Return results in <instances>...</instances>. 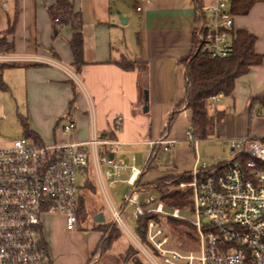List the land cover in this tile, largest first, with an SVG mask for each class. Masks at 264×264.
<instances>
[{
  "label": "crops",
  "instance_id": "obj_1",
  "mask_svg": "<svg viewBox=\"0 0 264 264\" xmlns=\"http://www.w3.org/2000/svg\"><path fill=\"white\" fill-rule=\"evenodd\" d=\"M149 1L150 5L139 14L134 0H69L83 18L86 65L76 75L70 49L73 30L56 25L50 14L57 0H0V34L13 28L7 55L18 64L0 74V82L6 87L5 91L0 87V92L18 96L23 107L19 112L26 116L37 139L31 140L51 146L83 144L96 136L122 144L116 154L127 171L113 190L120 185L129 188L130 168L134 166L143 172L142 197L150 193L145 185L165 177L191 175L206 166L202 161L206 147L219 148L220 141L231 145L239 139H264V107L260 104L264 100V60L237 80L232 96L211 103L212 115L219 111L225 114L223 139L199 142L195 150L187 137L193 124L189 109L177 115L168 131L170 118L186 97L187 76L182 60L193 52L197 27L217 0ZM234 27L237 33L248 32L256 37L255 52L264 58V2L246 16L236 15ZM123 56L138 67L146 65L147 91H141L137 70L125 72L117 65ZM2 109L0 103V115ZM118 119L122 122L120 129L115 124ZM70 121L77 129L65 134L64 127ZM161 140L172 144L169 152L159 151L174 154L172 163L165 167L170 171H147L153 158L150 144ZM158 158L159 154L155 164ZM99 237L102 240L103 234Z\"/></svg>",
  "mask_w": 264,
  "mask_h": 264
},
{
  "label": "built area",
  "instance_id": "obj_2",
  "mask_svg": "<svg viewBox=\"0 0 264 264\" xmlns=\"http://www.w3.org/2000/svg\"><path fill=\"white\" fill-rule=\"evenodd\" d=\"M134 2L139 14L150 5L149 0ZM232 5L233 0H217L197 27L198 43L211 60L226 59L233 52L237 31ZM55 24L61 22L56 20ZM15 62L7 54L0 55V68ZM219 101L220 97L212 100ZM121 123L120 119L115 122L117 129L122 127ZM76 129L77 125L70 121L64 132ZM187 137L197 150L198 142L191 130ZM150 146L152 157H156L159 151L169 152L172 144L161 140ZM230 147L234 160L225 168L210 172L202 165L191 174L190 185H181V189L192 191V221L184 217L182 210L167 209L159 199L143 200L144 192L138 186L143 172L134 166L130 168L127 184L132 190L124 200L126 207L132 206V220L152 216L163 221L148 223L150 247L146 248L127 229L122 213L110 204L112 215L150 264H264V144L239 139ZM122 148L116 141L94 136L83 144L51 146L22 137L0 149V264H53L44 232L45 218L61 216L65 219V231L69 235L76 233L78 175L93 164L103 188H115L127 171L116 154ZM238 157L248 160L235 161ZM167 219L188 224L198 239L196 251L187 254L169 248Z\"/></svg>",
  "mask_w": 264,
  "mask_h": 264
},
{
  "label": "trees",
  "instance_id": "obj_3",
  "mask_svg": "<svg viewBox=\"0 0 264 264\" xmlns=\"http://www.w3.org/2000/svg\"><path fill=\"white\" fill-rule=\"evenodd\" d=\"M264 2V0H233L232 12L239 16H246L250 10L256 5ZM57 5L50 10L52 19L59 20L61 25L70 26L73 30V39L70 43V49L73 55V69L76 75L81 72V69L86 65L84 61V36L83 18L81 13H76L73 4L69 0H57ZM13 32V28L9 29L4 34H0V55H6L11 49L8 38ZM256 37L250 35L248 32H238L237 40L231 56L226 59L211 60L207 54H204L201 45L197 40V31L194 37L193 52L182 60V65L186 69L187 83H186V97L178 106L169 120L168 131L174 125V121L179 113L183 110H191L193 114L192 124V137L195 142L205 143L211 138L217 137L218 139L224 138L226 120L223 111L213 114V106H211L214 98H229L234 93V88L237 80L248 75L253 67L261 66L264 58L258 56L255 52ZM117 65L123 70L134 72L137 70L139 85L141 91H147L148 85V69L146 65H141L130 61L127 57H121L120 61L116 62ZM14 68V66H1L0 74L6 69ZM1 90L5 91L6 87L0 84ZM264 107V100L260 102ZM21 127H23L25 137L37 141L34 133L28 127L27 120L22 117ZM264 144V139L258 141ZM155 157H153L149 164L147 171L156 170L154 166ZM248 159L245 157H238L235 161L245 162ZM191 175L170 176L160 179L152 185H145L144 189L148 192L156 191L159 194V201L169 210H186L190 208L193 203L192 191L188 189H181V185L188 183ZM143 177V176H142ZM141 179L138 182L140 188ZM90 186V185H89ZM94 189V188H91ZM82 203L84 201L80 200ZM79 205V202H78ZM126 203H124V207ZM78 215V210H77ZM97 216V215H96ZM150 221H157L161 223L163 218L146 216L139 219L137 222L136 232L139 235V242L141 245L150 247L147 241V225ZM166 223L174 228L179 227L182 222L167 219ZM192 231V229H190ZM96 231L103 234L100 247L90 260L92 261L102 252L106 250L111 252L125 237L123 230L120 229L117 222L111 224H101L96 227ZM133 253H139V250L132 246L124 254L118 258L124 264H129ZM90 263V264H91Z\"/></svg>",
  "mask_w": 264,
  "mask_h": 264
},
{
  "label": "rangeland",
  "instance_id": "obj_4",
  "mask_svg": "<svg viewBox=\"0 0 264 264\" xmlns=\"http://www.w3.org/2000/svg\"><path fill=\"white\" fill-rule=\"evenodd\" d=\"M8 65L18 66V64L14 63ZM7 71L8 69L5 70V72ZM15 84L16 81L14 82V85ZM19 100L21 103L23 102L22 95ZM0 103L3 105V113L0 115V143H9L7 145L9 146L14 141L25 137L20 121L22 117L26 119V116H24L22 112H19L20 109L23 110V107H20V102L18 103V96L17 98L8 94L5 96L0 92ZM6 117L8 118L5 119ZM177 117L179 118V116ZM219 143L222 155L209 158L208 152L206 151L207 147L205 152L202 153V161L203 163L206 162V167H209L208 169L211 170L210 172L219 171L234 160V153L230 145L222 141ZM7 146L0 144V149L7 148ZM173 155V153H159V158L154 166H156L158 170H161V172L168 169L165 168L168 167L166 164L172 163ZM188 179L189 182L185 183L186 185L190 183V176ZM77 186V201L79 202L77 208L79 216L77 232L69 236L65 231V219L61 216H50L46 217L44 220V232L47 244H49L50 247V257L53 264L91 263L90 260L99 247L98 244L101 242L99 232L96 231V227L98 226V224L95 223L96 215L103 214L107 224H111L115 221L108 198L112 201L115 209H117L119 213H122V219L127 229L130 230L137 240H140L136 232L137 223L132 220V215H130L132 206L130 208L124 207V199L130 195L132 190L130 186L128 188L120 185L117 189L113 190L107 185V197L106 191L99 181L93 164L78 175ZM152 197L159 199V194L156 191H151L143 195L142 199L146 200ZM81 199L84 203L80 201ZM189 209L190 208L182 210V212L187 220L192 221L193 213H189ZM167 228L169 229L168 234L170 235V249L179 250L182 253L188 254L196 251L199 247L198 239L195 233L191 232L188 224L182 223L177 228L167 224ZM86 232L90 234L85 235ZM124 235L125 237L117 243V246L111 252L102 250L91 264H124L118 259L120 255L124 254L132 246H137L133 238L128 237L125 232ZM130 260L129 264H150L149 260L145 258L140 250L137 254L133 253Z\"/></svg>",
  "mask_w": 264,
  "mask_h": 264
},
{
  "label": "water",
  "instance_id": "obj_5",
  "mask_svg": "<svg viewBox=\"0 0 264 264\" xmlns=\"http://www.w3.org/2000/svg\"><path fill=\"white\" fill-rule=\"evenodd\" d=\"M204 54H206V52H204ZM206 151L208 152L209 158L222 155L221 148H218V147H208ZM168 170L169 169H165V170H163V172H167ZM95 223L98 225L106 223V219H105L104 215L103 214L97 215V217L95 219Z\"/></svg>",
  "mask_w": 264,
  "mask_h": 264
}]
</instances>
